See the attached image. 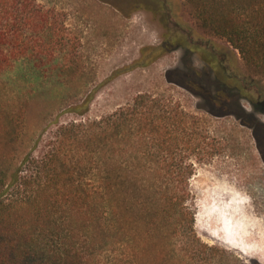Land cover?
I'll list each match as a JSON object with an SVG mask.
<instances>
[{
	"label": "trees",
	"instance_id": "trees-1",
	"mask_svg": "<svg viewBox=\"0 0 264 264\" xmlns=\"http://www.w3.org/2000/svg\"><path fill=\"white\" fill-rule=\"evenodd\" d=\"M129 1L149 12L162 29L161 44L144 48L134 66L183 51L184 67L168 70L167 81L202 97L211 114L240 120L264 154V0ZM180 7L190 11L193 23L183 18ZM64 33L63 15L56 9L37 0H0V73L25 66L39 76H69L61 58ZM195 58L202 69L196 68ZM90 100L68 109L82 118L58 126L27 153L11 150L20 140L16 117L9 115L0 124V264H98V252L116 238L99 199L123 188V212L138 223L136 231H154L157 218L165 215L166 220L169 211L186 214V205L176 197L188 185L194 165L184 167L181 160L173 172V197L155 204L148 194L157 186L158 172L144 169L154 164L147 139L169 135L177 149L211 147L207 115L145 93L111 114L87 120ZM144 196L148 201L141 203ZM190 233L197 238L193 222ZM140 245L135 264L146 256Z\"/></svg>",
	"mask_w": 264,
	"mask_h": 264
},
{
	"label": "rangeland",
	"instance_id": "rangeland-1",
	"mask_svg": "<svg viewBox=\"0 0 264 264\" xmlns=\"http://www.w3.org/2000/svg\"><path fill=\"white\" fill-rule=\"evenodd\" d=\"M37 1L63 15L65 50L61 58L69 76H39L25 66L0 73V124L9 115L19 123L20 140L11 150L22 154L40 140L43 145L55 128L82 118L68 109L87 98L91 100L84 118L94 120L145 93L181 102L188 111L207 115L214 137L211 147L200 151L184 145L177 149L169 135L147 139L154 164L148 163L144 169L153 167L158 172L157 186L148 194L155 204L173 197V172L183 165L180 161L184 167L194 165L188 185L184 183L176 197L186 205V214L169 211L166 220L165 215L157 218L154 231L147 227L136 231L138 223L123 212L124 188L115 195L106 193L99 205L106 225H115L116 238L98 252L96 262L135 264V253L141 251L137 248L142 243L146 254L139 258L142 264H264V154L252 130L234 116L211 114L202 97L167 81L168 70L184 67L183 51L165 52L145 66H134L144 48L158 47L162 41L160 25L143 8H134L129 0ZM180 13L186 21L194 22L187 8L180 7ZM213 39L225 44L219 37ZM194 63L203 68L197 58ZM244 104L249 108L247 102ZM260 118L264 121V116ZM143 201H148V196ZM192 222L200 241L190 233Z\"/></svg>",
	"mask_w": 264,
	"mask_h": 264
}]
</instances>
